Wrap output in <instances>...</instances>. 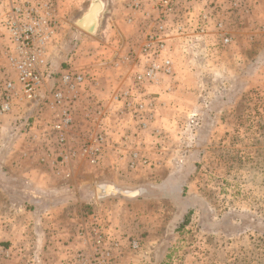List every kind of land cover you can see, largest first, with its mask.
Listing matches in <instances>:
<instances>
[{"label": "rangeland", "instance_id": "rangeland-1", "mask_svg": "<svg viewBox=\"0 0 264 264\" xmlns=\"http://www.w3.org/2000/svg\"><path fill=\"white\" fill-rule=\"evenodd\" d=\"M90 1L61 0L60 10L55 0L57 12L64 14L67 24L49 49L50 71L51 77L64 70L93 77L72 108L75 147L87 134L96 132L90 120L97 106L108 108V124L117 119L123 122L117 134L132 135V140L141 141L140 147L147 146L139 149L152 164L129 169L127 160L117 175L118 182L148 184L157 194L138 197L132 204L122 197L109 198L120 201L134 215L133 229L125 227L121 234L116 226L111 228L125 239L120 264H264V0H245L248 13L229 17L231 43L223 46L208 37L205 47H185L186 55L182 44H175L172 75L142 86L133 81L138 69L134 57L141 42L125 47L118 41L120 27L112 22L116 9L131 0H102L104 9L95 35L74 23ZM155 1L145 0L143 6L148 5L153 15ZM196 5L190 2L191 9ZM178 73L182 77L179 83L170 79ZM133 86L155 101L162 90L167 94L170 87L178 89L172 99L179 105L170 113L174 124L166 127L157 122L162 117L158 105L147 129H138L127 115L122 117L112 98ZM73 162H82L84 168L99 166L82 158ZM104 173L112 175L108 169ZM101 177L92 175L83 181L81 175L84 184L72 196L77 210L71 211L90 215L80 223L78 232L93 220L110 228L103 217L107 207L96 199L91 182ZM78 239V248L60 258L61 263L77 264L76 254L83 248V240ZM129 239L139 241V250H129ZM9 246L0 236V251H9L8 256L0 252V264H19V258L23 264L41 263L40 256L14 254L15 248L10 251Z\"/></svg>", "mask_w": 264, "mask_h": 264}, {"label": "built area", "instance_id": "built-area-1", "mask_svg": "<svg viewBox=\"0 0 264 264\" xmlns=\"http://www.w3.org/2000/svg\"><path fill=\"white\" fill-rule=\"evenodd\" d=\"M191 1L201 6L191 9ZM152 5L155 15L150 9L144 10L142 0L129 3L133 11L146 12L142 13L143 38L134 57L138 69L133 81L141 86L172 75L175 44H182L185 55V47L190 44L207 46L208 37L227 45L232 42L227 30L229 17L248 13L245 0H156ZM61 30L55 0H0V53L5 63H0V115L11 113L21 101L47 108L53 116L43 123L42 132L48 142L44 157L52 158L56 170L68 177L69 164L75 159L99 165L109 142V129H121L123 122L117 119L108 124L105 117L108 108L97 106L90 120L96 132L82 138L80 146L73 145L72 108L93 77L68 70L51 77L49 49ZM139 88L133 86L114 94L112 104L122 117L127 115L138 129L144 130L153 122L157 108L153 97ZM136 113L140 117L134 118ZM131 136L120 134L123 147L131 143ZM127 151L129 169L152 164L139 148ZM89 222L78 232L83 248L76 254L77 264H120L125 239L106 225L95 220ZM128 248L132 252L139 250V241L129 239ZM0 252L9 255L7 249Z\"/></svg>", "mask_w": 264, "mask_h": 264}, {"label": "crops", "instance_id": "crops-1", "mask_svg": "<svg viewBox=\"0 0 264 264\" xmlns=\"http://www.w3.org/2000/svg\"><path fill=\"white\" fill-rule=\"evenodd\" d=\"M144 1L142 0L143 3ZM129 3L130 1H124L123 5L114 10L116 21H112L115 26L120 27L122 35L117 31L118 41L126 44L125 47L132 46L135 41H142L144 30L142 22H145L142 13L133 11ZM125 4L129 8H126ZM58 5L60 8L61 0H58ZM148 8L146 5L144 10L147 11ZM58 15L64 31L66 18L61 11ZM130 15L133 19L129 18ZM110 19L111 17L109 21ZM105 29L107 30V27ZM112 42L115 43L116 39ZM0 63L5 64L1 53ZM171 78L178 80L179 83L182 77L178 73ZM162 91L163 93L159 91L160 97L157 96L156 100V107L158 105V110L160 109L162 113V117L157 118V122H161L162 126L170 127L174 124L170 113L179 105L178 101H173L172 96L178 89L173 91V87H170L167 94ZM160 102L163 106H160ZM52 116L47 108H40L23 101L18 102L11 113L0 115V236L10 243V251L15 248V251H12L14 254L40 256V264L49 262L71 264L61 263L59 259L78 248L79 225L90 217L89 214L83 216L71 211L72 208L77 210L73 206L75 201L71 200L73 194L78 192L84 184L83 181L88 180L86 178H91L92 175L101 177L105 174L106 178L102 176L99 180H109L114 184L123 185L118 182L121 180L117 175H120L119 171L125 168V162L128 160L127 149L147 146L140 147L141 141L132 140L133 136H131L129 139L131 143L123 147L120 134H117L121 129H109V142L99 166L84 168L82 162H73L69 164L71 173L66 177L63 171L56 170L51 164L52 158L44 157L48 142L45 141L42 132L43 123L49 121ZM105 169L110 170L112 175L108 176L104 173ZM81 175L85 180L80 181ZM94 181L96 179L91 181L92 184ZM163 189L166 192V186ZM105 200L103 204L101 203L107 207L103 210V217L105 221L110 222V228L116 229L114 227L116 226V231L120 233L124 232L125 227L133 229L132 211L127 207L128 211L123 209L120 201L109 198ZM132 201L129 200L130 204ZM19 259V264H23L22 258Z\"/></svg>", "mask_w": 264, "mask_h": 264}, {"label": "water", "instance_id": "water-1", "mask_svg": "<svg viewBox=\"0 0 264 264\" xmlns=\"http://www.w3.org/2000/svg\"><path fill=\"white\" fill-rule=\"evenodd\" d=\"M94 1H98L99 10L92 16L89 26L83 24V19L90 13V8ZM104 2L102 0H91L75 24L85 32L95 35L100 29L101 13L103 12ZM95 196L98 201H103L111 197H122L126 200H134L138 197H148L157 194L156 190L148 184L129 186L114 184L109 180H96L93 182Z\"/></svg>", "mask_w": 264, "mask_h": 264}, {"label": "bare ground", "instance_id": "bare-ground-1", "mask_svg": "<svg viewBox=\"0 0 264 264\" xmlns=\"http://www.w3.org/2000/svg\"><path fill=\"white\" fill-rule=\"evenodd\" d=\"M99 4L100 3L98 1H94L90 8V13L83 19V24H85L86 26L90 25L92 16L99 10Z\"/></svg>", "mask_w": 264, "mask_h": 264}, {"label": "flooded vegetation", "instance_id": "flooded-vegetation-1", "mask_svg": "<svg viewBox=\"0 0 264 264\" xmlns=\"http://www.w3.org/2000/svg\"><path fill=\"white\" fill-rule=\"evenodd\" d=\"M76 21V20H75ZM75 21H74V23H75ZM80 28V27H79ZM81 29V28H80ZM83 30V29H82ZM84 31V30H83Z\"/></svg>", "mask_w": 264, "mask_h": 264}, {"label": "trees", "instance_id": "trees-1", "mask_svg": "<svg viewBox=\"0 0 264 264\" xmlns=\"http://www.w3.org/2000/svg\"><path fill=\"white\" fill-rule=\"evenodd\" d=\"M184 223H182L181 225H183Z\"/></svg>", "mask_w": 264, "mask_h": 264}]
</instances>
